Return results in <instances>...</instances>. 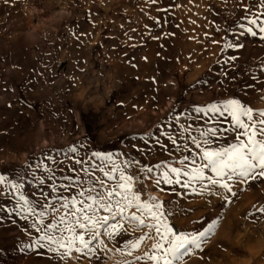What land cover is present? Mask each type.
Returning a JSON list of instances; mask_svg holds the SVG:
<instances>
[{"label": "rangeland", "instance_id": "1", "mask_svg": "<svg viewBox=\"0 0 264 264\" xmlns=\"http://www.w3.org/2000/svg\"><path fill=\"white\" fill-rule=\"evenodd\" d=\"M258 4L0 0V176L5 178L0 183V264H142L135 256L150 251L154 241L146 240L129 256L123 244L132 235L105 237L107 248L101 246L95 255L73 251L63 260L35 243L42 233L32 224L41 225L20 207V197L37 213L47 212L45 223L58 219L63 209L56 213L41 205L60 208L57 195L78 197L80 189L61 187L70 183L66 175L79 173L84 186H91V177L80 170L100 163L93 152L111 154L115 164L140 175L142 199L151 194L163 201L176 230L202 231L219 220L202 250L193 248L182 264H255L249 251L264 252V213L257 211L264 207V180L236 184L233 197L215 185L201 194L207 181L189 188L163 182L157 187L140 169L153 167L155 177L160 174L156 165L186 171L201 167L205 161L191 137L202 141L201 132L213 127L219 129L210 137L213 143L202 147L238 142L235 132L224 131L233 125L227 113L205 115L195 111L198 107L239 99L264 110V40L246 31L249 20L264 11ZM241 43V49L226 47ZM73 146L78 151L68 152ZM76 159L88 163L78 165ZM127 160L139 165L127 167ZM13 183L20 187L12 188ZM54 186L58 193L52 192Z\"/></svg>", "mask_w": 264, "mask_h": 264}, {"label": "snow or ice", "instance_id": "2", "mask_svg": "<svg viewBox=\"0 0 264 264\" xmlns=\"http://www.w3.org/2000/svg\"><path fill=\"white\" fill-rule=\"evenodd\" d=\"M257 7L264 9V0H259ZM245 11L249 9L245 8ZM249 24L251 26L247 27V33L264 40V11H260L250 19ZM240 27L245 26L240 25ZM226 47L241 49L244 45L242 43L227 44ZM247 87L252 88L254 85ZM195 111L205 115L209 112L221 116L227 113L233 125L224 131L235 132L238 142L227 147H202V144L213 143L210 137H215L219 131L213 127L201 132L200 135L204 138L202 141H198L195 136L191 137L192 143L200 149L201 160L205 161L201 167L186 171L181 167L156 165L155 171L160 174L153 177L154 168L144 166L140 169L141 173H147L149 179H154L157 187L163 182L189 188L192 182L207 181V184H203L200 189L201 194L208 189L209 185H215L233 197L237 195L233 191L236 184L264 180V110H255L239 99H229L222 106L214 103L206 108L198 107ZM169 139L173 145L179 147L175 139L171 136ZM77 151L75 146L68 149L70 153ZM91 157L96 158L100 163L90 164L91 171L88 168L80 170L91 177L90 187L84 186L79 173L75 177L66 175L63 179L70 183L61 187L65 190L73 187L80 189L78 197L57 195L55 199L60 202V208H56L55 204L41 205L42 209L52 208L56 213H59L61 209L64 210V214L53 222L45 223L43 217L47 215V212L42 210L37 213L35 207L25 197H20L24 201L20 207L27 208L28 212L37 216L41 225L37 227L35 222L32 224L38 233H42L35 242L38 247L47 248L49 253L58 256L61 260L70 256L73 251L87 257L95 255L101 246L107 248L105 237L108 240H116L118 236L132 235L134 238L124 241L123 244V250L129 256L139 251L146 240L154 241L150 251H146L142 256H135V261L142 264H182L193 248L202 250V244L214 234L219 220H213L202 231L176 230L169 222L170 212L165 209L163 201L151 194L147 199H142V193L137 188L142 179L140 175L130 174L125 167L115 164L111 154L93 152ZM187 159L188 157H184L179 163L183 165ZM75 163L83 165L88 161L76 159ZM124 164L131 167L134 164L139 165V162L127 160ZM193 164H195L194 160ZM205 169L213 175H206ZM71 171L75 172L76 169ZM96 172L102 173L103 176H97ZM181 177H188V179L182 181ZM4 180L5 178L0 176V183ZM11 187L18 189L20 185L13 183ZM58 191L57 187H52V192L58 193ZM160 191L163 192L164 189L160 188ZM223 199L231 203L228 196ZM257 211L264 213V207L258 208ZM24 218L27 219V217ZM136 233L140 234L136 235Z\"/></svg>", "mask_w": 264, "mask_h": 264}, {"label": "bare ground", "instance_id": "3", "mask_svg": "<svg viewBox=\"0 0 264 264\" xmlns=\"http://www.w3.org/2000/svg\"><path fill=\"white\" fill-rule=\"evenodd\" d=\"M246 245V244H245ZM242 252V251H241ZM251 253V255L253 256V259L255 260V264H258V261H262L264 259V252L260 253L258 251H249ZM251 259V257L249 258ZM238 261V260H237Z\"/></svg>", "mask_w": 264, "mask_h": 264}]
</instances>
